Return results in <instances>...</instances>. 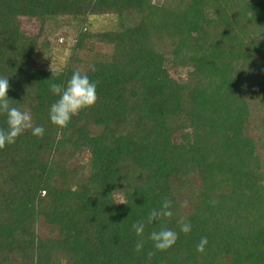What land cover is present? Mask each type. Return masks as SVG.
Returning a JSON list of instances; mask_svg holds the SVG:
<instances>
[{
	"label": "trees",
	"instance_id": "trees-1",
	"mask_svg": "<svg viewBox=\"0 0 264 264\" xmlns=\"http://www.w3.org/2000/svg\"><path fill=\"white\" fill-rule=\"evenodd\" d=\"M100 15L115 25L92 32ZM63 26L75 32L73 53L92 40L111 52L71 58L51 77L41 36ZM257 33L264 36V0H0V77L9 79L10 104L45 129L0 150V264H264ZM75 70L98 81V99L58 129L49 83ZM165 199L173 216L146 223L136 253L132 224ZM162 227L178 233L163 252L149 239Z\"/></svg>",
	"mask_w": 264,
	"mask_h": 264
},
{
	"label": "clouds",
	"instance_id": "clouds-1",
	"mask_svg": "<svg viewBox=\"0 0 264 264\" xmlns=\"http://www.w3.org/2000/svg\"><path fill=\"white\" fill-rule=\"evenodd\" d=\"M254 39H264L260 33H257ZM52 73L51 77H59L60 71L52 65L49 69ZM95 71V68L92 69ZM97 82L90 80L86 72L75 70L71 77L64 83H49L50 91L58 97L55 102L50 105L49 120L58 129H64L74 116H78L81 111L87 110L96 104L97 97ZM10 88L9 79L0 77V114L6 117V129L0 128V150L6 146L14 144L17 138L26 130H31L32 135L42 137L45 129L43 126H34L33 118L29 111L21 110L18 107L10 104L8 91ZM118 204H128L125 200H118ZM172 201L165 199L158 208H153L147 216L146 222L141 220L134 222L131 226L136 240L134 251L140 253L144 247L142 239L145 224H152L158 221H164L173 216ZM180 232L188 234L191 231V224L184 217L177 220ZM149 239L153 241L156 251H167L171 248L178 239V233L167 227H162L158 231H152ZM207 237H202L196 246V251L203 253L207 245ZM154 252L148 254L149 258L154 255Z\"/></svg>",
	"mask_w": 264,
	"mask_h": 264
},
{
	"label": "rangeland",
	"instance_id": "rangeland-1",
	"mask_svg": "<svg viewBox=\"0 0 264 264\" xmlns=\"http://www.w3.org/2000/svg\"><path fill=\"white\" fill-rule=\"evenodd\" d=\"M160 1V0H156ZM23 28L30 34L36 33L38 30V24L36 22L28 21L26 18L22 20ZM115 25L114 18L111 15H100L92 17L89 21L88 28L92 32L101 30L112 29ZM50 32H52L50 34ZM46 41V49L40 47L39 55L47 62V66L50 67L51 63L55 67H59L71 58L77 60L88 61L92 52L110 53L112 46L110 44L92 40L83 50L72 52V46L75 43V32L73 29L67 26L61 27L59 30H49L41 36V42ZM77 65L82 66L78 63ZM173 76H181V73L171 72ZM259 181H264V171H261L258 176Z\"/></svg>",
	"mask_w": 264,
	"mask_h": 264
}]
</instances>
